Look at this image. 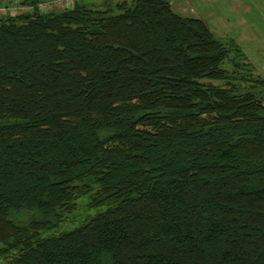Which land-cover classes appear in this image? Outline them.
I'll list each match as a JSON object with an SVG mask.
<instances>
[{
    "label": "trees",
    "instance_id": "16d2710c",
    "mask_svg": "<svg viewBox=\"0 0 264 264\" xmlns=\"http://www.w3.org/2000/svg\"><path fill=\"white\" fill-rule=\"evenodd\" d=\"M127 1L0 15V264H264V77Z\"/></svg>",
    "mask_w": 264,
    "mask_h": 264
},
{
    "label": "rangeland",
    "instance_id": "374dc122",
    "mask_svg": "<svg viewBox=\"0 0 264 264\" xmlns=\"http://www.w3.org/2000/svg\"><path fill=\"white\" fill-rule=\"evenodd\" d=\"M24 1L26 0H0V15L14 14L29 9V5ZM74 1L99 8L110 4L111 11L116 12L114 3L119 0H39L38 7L43 10L59 9L71 5ZM168 1L174 11L185 16L201 18L215 36L233 39L245 55V60L251 63L252 73L264 77V0ZM222 66H225V61ZM210 81L222 84L219 80ZM76 202L77 208L70 222L60 224L50 232L56 233L64 228L72 227L86 215L104 207L103 205L85 207V195L80 196Z\"/></svg>",
    "mask_w": 264,
    "mask_h": 264
}]
</instances>
